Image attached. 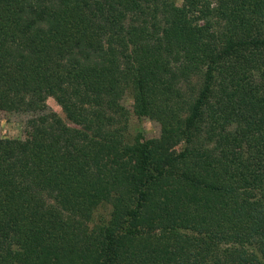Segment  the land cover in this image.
<instances>
[{"label":"trees","instance_id":"1","mask_svg":"<svg viewBox=\"0 0 264 264\" xmlns=\"http://www.w3.org/2000/svg\"><path fill=\"white\" fill-rule=\"evenodd\" d=\"M0 112V264H264V0H0Z\"/></svg>","mask_w":264,"mask_h":264},{"label":"rangeland","instance_id":"2","mask_svg":"<svg viewBox=\"0 0 264 264\" xmlns=\"http://www.w3.org/2000/svg\"><path fill=\"white\" fill-rule=\"evenodd\" d=\"M177 5L181 4V0H172ZM132 98L130 94L125 95L122 101L124 108L130 112V116L126 121L123 119L122 132L126 141L130 143H139L148 140H159L162 135V130L158 122L145 117H137L132 114ZM48 107L61 118H64L61 108L54 99L47 100ZM28 116L18 113L0 112V138L5 139H20L24 137L25 124ZM125 122V123H124ZM181 142H173L172 145L166 147L167 152H177L181 148ZM110 207L101 203L98 205L89 217V225L97 226L106 223L109 219ZM151 233L149 231H142ZM155 231H153L154 233Z\"/></svg>","mask_w":264,"mask_h":264}]
</instances>
